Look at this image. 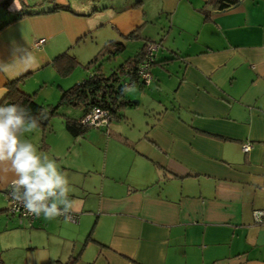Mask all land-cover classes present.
<instances>
[{
  "label": "crops",
  "instance_id": "obj_1",
  "mask_svg": "<svg viewBox=\"0 0 264 264\" xmlns=\"http://www.w3.org/2000/svg\"><path fill=\"white\" fill-rule=\"evenodd\" d=\"M12 1L0 0V12L6 11L0 102L9 80L47 72L66 46L88 34L101 41L100 31L107 30L99 49L109 41L124 42L125 50L130 40L143 41L140 50L146 42L161 45L151 83L134 85L159 95L144 106L147 118L121 111L109 137L95 127L80 135L82 144L106 151L103 159L83 153L80 173L64 165L72 142L64 119L57 129L51 120L26 134L68 175L69 197L80 214L78 223L62 222L72 244L58 264L72 255H78L76 264H264V223L255 221V211L264 209V0H234L225 8L218 0H82L79 8L71 0H49L20 11ZM56 3L74 13L47 12ZM22 12L28 14L2 28ZM98 12L101 24L88 23ZM136 29L138 37L126 38ZM40 38L46 42L38 47ZM26 51L34 59L24 58ZM50 73L43 82L57 81V94L81 81ZM76 109L80 118L83 110ZM14 179L0 165V216ZM13 218L0 221V233L29 236L31 245L39 229L59 221ZM5 247L0 242L3 264Z\"/></svg>",
  "mask_w": 264,
  "mask_h": 264
},
{
  "label": "rangeland",
  "instance_id": "obj_2",
  "mask_svg": "<svg viewBox=\"0 0 264 264\" xmlns=\"http://www.w3.org/2000/svg\"><path fill=\"white\" fill-rule=\"evenodd\" d=\"M90 1L91 3L95 2V0H90ZM47 2L49 3V0H13L10 3V6H19L18 9L20 11L22 8L34 9L40 7L42 5L47 4ZM71 2L74 6H77L76 8H79V6L81 7L83 6L82 0H71ZM100 14L101 12H98L93 14L91 17H87L86 19L88 20V23L95 24L94 26H96V24L102 21V16ZM4 15H6V11L2 10V12H0V21L2 20V22L3 20H5ZM100 24L101 23H99V25ZM108 29L111 30L110 28ZM105 31L107 30L103 29L102 31H100L99 38H101V41H98V37H96L95 34L93 33H92L93 35L88 34L84 40H81L80 42L71 43V45L66 46L65 49L60 52L62 53L67 51L78 61V64L71 70V73L67 76H62V78L67 79L70 76L74 78L80 77L81 78L80 82H82L85 78L89 76V74L93 69L86 68V65L96 56V54H98L100 50L99 48L103 46L102 44L105 38H107L106 36H103V34L107 33ZM95 32L96 31H94V33ZM158 41H156V43H158ZM142 44L143 41L141 40H130V42L127 43L126 50L121 52L117 58L110 60V58L106 56L98 63L103 66L105 74L110 75L111 72L116 68H118L121 64H123L126 61V59L135 56V54L142 47ZM158 44L159 47H161L160 43ZM161 52L162 51L160 50L159 54ZM164 52H166V49ZM44 69H49L48 70L49 72L48 71L37 72L36 74H31L30 76H28L26 81H24L21 84V89L29 94H35L39 92L40 96L38 95L39 99L37 101L38 103L47 107L46 109L48 110L49 107L52 106V104L56 105L59 102V100L62 97V92L59 93L60 95L57 94V90H56L58 88L57 81L55 83L53 81L51 83L43 82L44 80H46L45 78H50V74H51L50 72L53 69L58 73L57 69L53 66V63L46 66ZM169 70L171 71L174 70V67L170 66ZM152 73L154 74L153 67H152ZM37 80H40L42 83L39 84ZM73 85L74 83H70L69 87ZM153 89L155 88L141 90L138 86H134V85L128 86L126 88V93L127 96L129 97L128 99L132 101H139L140 103L138 104V106H130L126 109L125 108L122 109V113H124L127 116H130L131 114L135 113L137 118L140 117L139 118L140 121H144L147 118V115L144 110V106L154 101V99L157 100L159 98L158 94H156L155 98H153L154 97V93L152 92ZM47 98L50 99L47 100ZM52 98L54 101H51ZM69 109L70 111H72L71 113ZM137 111L141 113L139 117L136 113ZM60 112L68 116H75V117L79 116L80 113L78 109L67 106L61 107ZM126 117H122V121L128 123V119ZM63 119L65 120V117L62 116L61 114L52 117L51 120L54 122L56 129L57 126L61 124V122H63ZM132 127L133 126H131L130 128L133 129ZM104 133L105 136H107L106 132ZM70 137L72 142L70 147H67L65 149V155H64L66 157L64 159L65 160L64 165H68L70 167L69 170H71L72 168H76L77 173H80V171H82L80 167H82L83 159L85 156V154L83 155V153H86L87 155L92 152V155L90 156H93L97 159L104 158L106 153L104 149L101 151L96 148H92L89 145V143L86 142H84L83 144L81 143L82 140L81 138H83L84 136H80L78 138H73L72 136ZM5 207H8V201L6 202ZM1 215L2 216H0V221L2 220V222H4V218L12 219L14 217V215L11 214L8 210L2 211ZM56 218H58L59 221L55 223H51L49 229L43 230L44 232H41L42 230L39 229L38 232H36V239H34L33 242V244L35 245H31V240H29V236L28 237L24 236L23 239L21 238L19 240H16L14 238V234H12V232L9 230H6V232L4 233H0L1 245L7 246L4 248L3 251L4 264H58L57 262L59 258L58 256L61 253H63V256L68 254V252L71 251L72 243L68 241L69 235H67L70 229L69 227L66 226L67 224L62 223L63 221L67 222L68 220L60 217H56ZM26 223H28V221ZM20 230L25 231L26 229L23 228Z\"/></svg>",
  "mask_w": 264,
  "mask_h": 264
},
{
  "label": "trees",
  "instance_id": "obj_3",
  "mask_svg": "<svg viewBox=\"0 0 264 264\" xmlns=\"http://www.w3.org/2000/svg\"><path fill=\"white\" fill-rule=\"evenodd\" d=\"M221 8H225L233 4L234 0H218ZM65 9L74 13L70 5H60L56 3L54 7L47 12H54ZM28 14L27 12L19 13L13 19L5 21L2 28L11 22L19 19L21 16ZM138 30H134L126 35V38L138 37ZM144 47L133 57H129L118 68L113 70L110 75H106L103 66L98 62L104 57L114 59L125 50V43L122 41H109L102 47L98 54L86 65V68L93 69L89 76L82 82L76 83L68 89L62 90V97L56 105L49 107L47 110L44 105L38 103L35 99V94H29L21 89V84L26 81L32 72H26L7 82L8 92L5 98L0 102L2 105L19 104L30 109L31 114L39 121L40 126L47 127L53 116L61 114L65 117V126L72 136L84 135L92 127L85 124L83 117L93 108L100 107L109 112L113 119H118L122 116L121 111L124 108L134 106V101L126 96L127 85L140 84L145 86L138 75L140 63L146 58V47ZM156 57L153 64L156 63ZM53 66L57 69L61 76H67L71 70L78 64L75 57L67 51L57 55L53 61ZM63 106L80 108L83 114L80 118L68 116L60 112ZM113 120V121H114ZM78 255H72L66 262L59 264H76ZM0 264H3L0 259Z\"/></svg>",
  "mask_w": 264,
  "mask_h": 264
},
{
  "label": "clouds",
  "instance_id": "obj_4",
  "mask_svg": "<svg viewBox=\"0 0 264 264\" xmlns=\"http://www.w3.org/2000/svg\"><path fill=\"white\" fill-rule=\"evenodd\" d=\"M24 58L31 53L25 52ZM39 127L30 109L19 104H0V165L15 179L11 197L32 215L46 219L70 218L75 210L70 199V181L54 159L42 154L27 137Z\"/></svg>",
  "mask_w": 264,
  "mask_h": 264
},
{
  "label": "built area",
  "instance_id": "obj_5",
  "mask_svg": "<svg viewBox=\"0 0 264 264\" xmlns=\"http://www.w3.org/2000/svg\"><path fill=\"white\" fill-rule=\"evenodd\" d=\"M46 42V38H40L38 42L36 43L38 47H41ZM159 49V44L156 42H150L146 47V58L143 60L142 63H140L139 69H138V75L142 81H144L145 85H149L153 79L152 76V67H153V61L156 57V52ZM132 84L127 85L130 86ZM112 115L109 114V112L103 108L95 107L92 110H90L84 117L83 122L85 124H88L92 127L102 129L105 132L109 133L110 125L113 122ZM243 149L245 151H249L251 149V144L246 143L243 145ZM5 194L7 196L8 200V207L7 210L13 214L19 217L23 220H28L30 222H36L43 216L42 214L40 216H35L32 214H29L22 204L15 201L11 197L12 192V182L5 188ZM70 218H66L65 216H59L60 218H65L68 221L78 223L80 221V214L76 211L71 212ZM255 221L257 223H264V209L262 210H256L255 211Z\"/></svg>",
  "mask_w": 264,
  "mask_h": 264
}]
</instances>
